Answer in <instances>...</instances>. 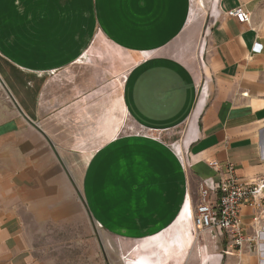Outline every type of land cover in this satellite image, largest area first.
Wrapping results in <instances>:
<instances>
[{
  "label": "crops",
  "instance_id": "crops-1",
  "mask_svg": "<svg viewBox=\"0 0 264 264\" xmlns=\"http://www.w3.org/2000/svg\"><path fill=\"white\" fill-rule=\"evenodd\" d=\"M261 1L0 0V264H108L70 235L134 244L190 219L223 173L209 160L264 176ZM114 60L129 67L107 94ZM122 111L145 134H121ZM186 122L179 156L157 134ZM253 214L239 249L204 235L196 264H264Z\"/></svg>",
  "mask_w": 264,
  "mask_h": 264
},
{
  "label": "rangeland",
  "instance_id": "rangeland-1",
  "mask_svg": "<svg viewBox=\"0 0 264 264\" xmlns=\"http://www.w3.org/2000/svg\"><path fill=\"white\" fill-rule=\"evenodd\" d=\"M193 3L195 4L196 0H193ZM254 13V23L257 28L264 33V0L260 2ZM114 61H116V65L118 66L117 71L111 73L110 76H107L106 80L100 83L104 88V93L107 94H116L117 87H115V85L118 86V88L121 86L129 67L124 63L120 64L118 60ZM102 62H100V64ZM106 62H108V66L111 65L109 60H106ZM100 64L99 66L101 68L102 66ZM103 64L104 63H102V65ZM111 82L114 83L111 84ZM110 84L112 85V89ZM113 84L115 85L113 86ZM122 112L119 126L121 134H145V132L131 120L125 111ZM117 113L120 114L118 109ZM186 127L187 122L174 129L163 131L157 134V136L160 135L163 139L171 143L174 141L176 142L184 133ZM183 219L184 216L177 218L158 234L147 238H140L134 244V241H126L108 234L106 236H101L97 234L94 235L93 233L90 236V240L87 236L78 234L70 235V244H76L77 242H81V240L95 245L103 243L105 250L101 251V257H106L108 264H121V262L123 264H196L194 254L198 246L197 241L200 240L196 239L197 232L193 230L190 220L189 222H185ZM79 226H81V224ZM93 226L92 224V227ZM132 244L133 246L131 247ZM200 245H204V242ZM94 247L91 246L92 258L98 257L93 256ZM122 247L123 249H121ZM204 248L206 247L204 246ZM204 252H206V250H204ZM72 253L74 252H71V254Z\"/></svg>",
  "mask_w": 264,
  "mask_h": 264
},
{
  "label": "built area",
  "instance_id": "built-area-1",
  "mask_svg": "<svg viewBox=\"0 0 264 264\" xmlns=\"http://www.w3.org/2000/svg\"><path fill=\"white\" fill-rule=\"evenodd\" d=\"M231 14L240 22H251V12L246 9L239 7L233 9ZM252 50L260 52L262 45L256 43ZM170 145L179 156L182 155L177 144L173 142ZM207 164L218 171L223 168V173L218 182L206 184V188L199 191L198 202L190 218L193 230L197 232L196 239L201 240L203 235L215 241L226 238L230 247L239 249L249 240L241 222L242 208L248 206L254 210V224L264 220V176L242 180L235 176L231 162L209 160ZM209 190L217 192L215 202L207 199Z\"/></svg>",
  "mask_w": 264,
  "mask_h": 264
},
{
  "label": "bare ground",
  "instance_id": "bare-ground-1",
  "mask_svg": "<svg viewBox=\"0 0 264 264\" xmlns=\"http://www.w3.org/2000/svg\"><path fill=\"white\" fill-rule=\"evenodd\" d=\"M188 203V202H187ZM191 218V217H190ZM188 219V220H187ZM183 220H185V222H189V217H188V215H184V219ZM191 226H192V224H191ZM193 227V226H192Z\"/></svg>",
  "mask_w": 264,
  "mask_h": 264
}]
</instances>
